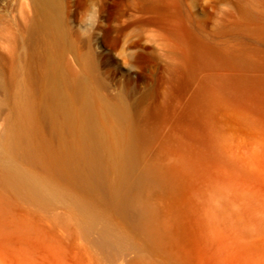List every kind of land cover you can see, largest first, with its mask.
<instances>
[{
    "label": "rangeland",
    "instance_id": "374dc122",
    "mask_svg": "<svg viewBox=\"0 0 264 264\" xmlns=\"http://www.w3.org/2000/svg\"><path fill=\"white\" fill-rule=\"evenodd\" d=\"M59 5L0 0V264H264V0Z\"/></svg>",
    "mask_w": 264,
    "mask_h": 264
},
{
    "label": "bare ground",
    "instance_id": "6f19581e",
    "mask_svg": "<svg viewBox=\"0 0 264 264\" xmlns=\"http://www.w3.org/2000/svg\"><path fill=\"white\" fill-rule=\"evenodd\" d=\"M36 10L38 15L40 16V21L36 24V29L46 27H53L55 25V21L57 20V12L60 8L59 0H34ZM104 28L103 37L107 40L110 39L108 34V30H115L116 25L114 23L106 24ZM107 29V30H106ZM4 173L9 176L10 178L17 181L19 184L26 185L28 184V177L22 173L5 170ZM144 209V208H143ZM142 209V210H143ZM145 211V210H143ZM151 231V230H150ZM154 233V232H152ZM150 234V232H149Z\"/></svg>",
    "mask_w": 264,
    "mask_h": 264
}]
</instances>
